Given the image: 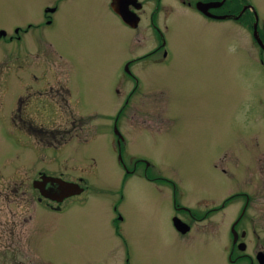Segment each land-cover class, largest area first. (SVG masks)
<instances>
[{
  "label": "rangeland",
  "instance_id": "374dc122",
  "mask_svg": "<svg viewBox=\"0 0 264 264\" xmlns=\"http://www.w3.org/2000/svg\"><path fill=\"white\" fill-rule=\"evenodd\" d=\"M182 1L188 2L161 0L154 33V2L144 6L139 28L130 29L108 13L107 0H0V27L7 29L0 35V78L31 71L67 77L79 116L57 146V134L16 130L13 111L0 107V221L6 208L22 205L33 214L0 229V264H223L225 232L246 197L240 223L249 248L238 264H258L249 254L264 249V49L252 24L264 38V0H248L253 21L210 20ZM48 3L57 10L44 25ZM234 6L227 2L226 10ZM18 25L21 38L9 40ZM163 37L170 53L158 62L160 50H149ZM5 97L0 93V105ZM63 101L62 109L71 108ZM118 110L131 169L123 184L125 170L109 142ZM66 113L38 120L69 124ZM38 169L62 170L84 190L50 212L31 186ZM16 178L24 180L28 201L8 202L6 185ZM174 199L192 223L184 236L171 225ZM117 212L125 221L110 225ZM232 252L239 253L236 246Z\"/></svg>",
  "mask_w": 264,
  "mask_h": 264
},
{
  "label": "flooded vegetation",
  "instance_id": "af4514ba",
  "mask_svg": "<svg viewBox=\"0 0 264 264\" xmlns=\"http://www.w3.org/2000/svg\"><path fill=\"white\" fill-rule=\"evenodd\" d=\"M147 2H154V5L152 6L153 9L148 14V18H149V23L153 28L152 31L156 33V31H158V27L156 26L157 20H155V18L163 8L161 0H107V5L105 4V8L108 10V13L112 17L116 18L119 24L124 25L130 29H137L140 26L141 20L146 15L144 6L149 5L147 4ZM197 2H203L206 3L207 5L203 9H201V7L197 5ZM227 2L229 4L235 2V6L232 7L234 10H231L229 7H228L229 10L228 11L226 10ZM182 4H186L188 6L195 8L200 15L210 20H225L227 17L234 19L246 17L247 20L253 21L256 16L255 9L254 7H252L251 3L248 0H243L242 2L241 0H192V1L188 0L187 3H184V1H182ZM223 7L225 8L224 10H222ZM243 7H245V9ZM56 10H57V4L50 5L48 3V5L43 6L44 25L46 24L51 25L53 23V14L55 13ZM252 26L255 29L256 26L255 20L253 21ZM31 27H32V23L28 22L27 27L22 28V33L24 32V30H28ZM20 28H21L20 25L13 27V35H9L10 38L9 40L21 38L22 34L20 33ZM6 31L7 29L0 27L1 36L6 35ZM261 39H262L261 47L264 49V38ZM167 42L168 41L166 40V38L163 37L162 40L158 43L157 47L149 50L151 52L153 51L157 52L158 50H160L161 55L158 62H167L166 60L168 59L170 53ZM44 43L45 45L51 46V43L45 40V38H44ZM125 62H126L125 64H127L129 67L130 60L127 59L125 60ZM44 63L47 64L48 70H50L51 66L48 65L47 60L44 59ZM19 64L20 63H16V65L13 67V70H16ZM8 69L9 67H7L6 70L8 71ZM0 70H2V67H0ZM126 71L128 72V70L126 69L124 70L125 74ZM0 79H3V82L2 83L0 82V85L2 84L0 86V93L6 96L3 99L0 107L9 108V110L11 109L13 111L16 119L14 123L15 127L13 126V124L12 127H14L19 132H27V133L43 132V133L57 134L55 136V140L53 139L51 140L52 142H55V144H58L57 146H59V143L62 144L68 141L70 137L69 138L67 137V139L65 138L64 141L63 138L64 134L74 131L76 125H73V120H75L74 118L79 117L77 115L78 114L77 111L73 109V107L74 106L76 107L77 105L76 100H74V98H70L72 83L70 82L69 83L70 86H68L69 84L67 82L70 81L69 78L67 77L62 78L60 76H46L44 78H41L38 77L34 73V71H31V75L29 77L16 75L12 77L6 76ZM117 83L120 84V80L117 81ZM138 83L139 80L136 79V84ZM119 90L120 89H118V94H119ZM61 101L65 102V104L67 101L70 104L71 108L62 109L61 105L59 104V102ZM52 107L55 108L56 111L51 110ZM65 110L67 111L66 117L68 116L69 118L72 117L70 118L69 124L63 123V121L61 120H57L58 122L56 124L49 125L38 120V118H44L48 116L50 113L56 114L59 117H63L61 116V114ZM4 111L7 112V110ZM120 114H121L120 110H118L116 114H112L113 117H112V125H111L112 126L111 134L115 137V140L114 141L112 140L113 136L111 135V141L109 142H111L112 148L114 149V154L116 155V159L119 167H122L124 168L123 170H125V174H124L125 176L122 179V184H123L125 180L129 177L128 174H130L131 169L126 167L124 155L121 151V149L125 147L126 137L118 129V117L120 116ZM13 120L14 119H11V123L13 122ZM85 141H86V137H85ZM140 158L145 160L146 163L150 162V159L148 157H140ZM136 164L137 162H134L133 169H135ZM36 172L38 173L37 176H33L31 178V186L33 187V189H36L38 191L39 195L37 196V198L39 201H42V199L45 198L44 208L50 210V212H61L63 209L60 203H62L66 198L73 197L84 190L83 188L79 193H74L68 196H64L60 200L56 198H52L50 196L56 197L61 193L62 187L56 181L51 182L50 180H46V179L43 180L45 178V175L60 177L68 181H74V180H71L68 177H66L64 175V171L62 170L47 171L44 169H38ZM78 177L79 180L83 183L84 181L83 176L79 175ZM35 180L38 181L43 180V182H41L40 184L43 185L44 190L50 196L44 195L40 191V189L34 185ZM23 183L24 180L22 179L18 180L16 178L13 180L12 184L6 185L7 189L9 188L10 191L12 192V196H13V198L9 199L8 202L14 199H18L19 197H22L25 199V201H28V197L30 196L26 194L25 188H22ZM1 189L2 188L0 185V190ZM239 192H246V191L239 190ZM120 198L122 200L123 195H121ZM248 200L249 199L246 197L243 205L240 208L239 213L237 214L236 218L229 224L227 233L225 232V238L223 239V242L221 244L222 250H224L223 256H221L223 264H238V256L242 257V254L245 255L248 254L247 252L249 248L248 232L245 227H241V223H240V218L242 217L243 213L246 210ZM173 206H174V211L170 215L171 225L173 229L176 231L177 235L184 236L191 230L192 223L188 222L186 219L182 217L179 209L180 205H178V202L175 199L173 200ZM112 209L117 210L116 206H112ZM3 215H4V219L0 221V229L2 232L4 231V229L8 230L10 228L8 227L7 224V222L9 221L13 222L23 218V220L27 223L33 217V214L27 211V207H24L22 205L15 207L14 209L6 208ZM173 217H177L181 219L182 227L180 228H184L183 230L178 229L174 226ZM123 221H125V217L120 212H117L115 215H112L108 218V222L110 225H115L117 222L121 223ZM239 226L240 228L237 230ZM235 246L238 249L239 253L232 252V249ZM127 253H125V259L128 262L130 257ZM249 255H251L252 258L255 259L256 263L264 264V249L259 248L257 250H254V252Z\"/></svg>",
  "mask_w": 264,
  "mask_h": 264
},
{
  "label": "water",
  "instance_id": "95a60500",
  "mask_svg": "<svg viewBox=\"0 0 264 264\" xmlns=\"http://www.w3.org/2000/svg\"><path fill=\"white\" fill-rule=\"evenodd\" d=\"M197 5L201 7V9H203L207 4L206 3H203V2H197ZM254 35L255 37L257 38V40L262 43V41L260 40V38L258 37L257 35V32H256V29H254ZM43 176V175H42ZM50 180L51 182L53 181H56L58 182V184L62 187V191L59 195H57L56 197L54 196H50L43 188V185L40 184L41 182H43V180ZM42 181H38V180H35L34 181V185L37 186L40 191L44 194V195H48L52 198H56L58 200L62 199L64 196H68V195H71V194H74V193H78L80 192L83 187L80 186L77 182H74V181H68V180H64L60 177H54V176H50V175H45V178L43 179ZM39 182V183H37ZM180 227L181 226V221L177 218V222H176ZM184 229V228H182Z\"/></svg>",
  "mask_w": 264,
  "mask_h": 264
}]
</instances>
